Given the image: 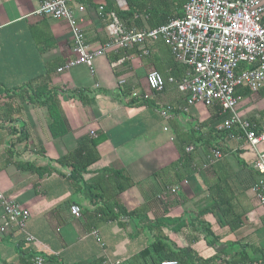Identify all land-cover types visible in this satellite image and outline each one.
Listing matches in <instances>:
<instances>
[{
    "label": "crops",
    "instance_id": "obj_1",
    "mask_svg": "<svg viewBox=\"0 0 264 264\" xmlns=\"http://www.w3.org/2000/svg\"><path fill=\"white\" fill-rule=\"evenodd\" d=\"M40 1L0 0V191L29 211L26 228L37 241L26 243L20 232L10 230L0 237V264H30L32 255L46 257L48 264H154L153 254L145 259L135 257L156 238L168 250L188 249L200 259L215 258L209 264H235L232 257L264 261V204L250 189L258 178L252 167L253 152L242 139L210 133L212 108L197 104L183 112V95L172 85H166L161 93L149 90L147 71L158 67L170 75L168 49L156 41L146 56L133 47L123 49L126 53L116 60L110 57L123 50L96 57L90 68L76 65L58 72L74 58L71 36L64 21L34 13ZM77 3L84 6L81 26L92 48L108 40V19L99 6L128 8L126 0H74L73 6ZM183 3L160 0L154 5L160 11L181 14ZM42 81L56 90L67 123V134L59 138L51 137L46 110L20 96L14 101L21 106L17 118L8 121L10 110L7 117L2 116L7 101L4 90L12 92L28 82L36 85ZM245 89H238L236 111L244 119L257 121L264 114V88L248 95ZM117 90H123V98L113 96ZM130 97L146 102L125 104ZM83 135L100 138V157L81 175L82 181L74 183L69 170L55 159L73 149ZM190 146L193 150L186 152ZM212 147L220 148L222 157L203 168ZM261 148L264 150V144ZM183 149L192 155L188 169H166L178 161ZM16 162L54 169L41 175L25 166L19 168ZM106 168L125 170L133 182L115 199L111 187L94 186L96 176ZM218 182L227 186L222 201L240 215L236 228L219 224L209 211L208 188ZM166 187H176V191L162 194ZM92 192H101L104 198L95 199ZM115 201L125 213L137 210L138 217L126 213L113 220H99L103 216L96 207L112 206ZM71 204L80 207L79 218L69 212ZM205 225L211 235L205 233ZM93 230L98 240L91 235Z\"/></svg>",
    "mask_w": 264,
    "mask_h": 264
},
{
    "label": "built area",
    "instance_id": "obj_2",
    "mask_svg": "<svg viewBox=\"0 0 264 264\" xmlns=\"http://www.w3.org/2000/svg\"><path fill=\"white\" fill-rule=\"evenodd\" d=\"M74 0H41L36 15L62 20L71 36V51L74 58L67 60L57 71L69 70L76 65L91 67L94 59L109 52L139 48L141 56L149 54L145 43L162 40L173 58L185 66L180 81L169 77L168 83L183 95L184 105L180 110L187 112L197 104L205 107L217 105L227 117L217 126L226 131L229 139H242L255 155L252 167L258 175L251 185L255 199L264 204V114L256 122L240 117L237 113L239 96L237 88H247L252 93L264 87V0H184L179 17L152 29L126 27L113 12L105 30L108 40L98 47L86 42L81 23L84 6ZM102 10V6H99ZM242 64L255 65L252 69H239ZM150 91L161 93L165 82L159 72L149 70L145 75ZM121 81L120 83H122ZM166 116V112H162ZM93 135V133H90ZM186 152L193 148L187 147ZM222 157L218 148H212L202 164L206 168ZM176 187H166L174 193ZM162 195H158L161 197ZM1 224L0 237L10 230L22 234L26 243L36 244V239L27 231L30 216L26 208L9 199L0 191ZM75 218L81 216L76 204L69 206ZM91 235L99 239L93 230ZM101 246L103 244L101 243ZM30 264H48L42 255H32ZM160 264H177L174 260H163ZM246 264H264V261H249Z\"/></svg>",
    "mask_w": 264,
    "mask_h": 264
},
{
    "label": "trees",
    "instance_id": "obj_3",
    "mask_svg": "<svg viewBox=\"0 0 264 264\" xmlns=\"http://www.w3.org/2000/svg\"><path fill=\"white\" fill-rule=\"evenodd\" d=\"M84 1V0H80ZM160 1V0H151L147 5L143 1H139L137 3H132L131 0H126L127 2V9H118L112 4H107L106 6L102 7L101 15L104 18L108 19L109 23V13L113 12L116 17L120 20V22L125 25L126 27H135L139 29H152L155 27H158L160 25H163L170 21L171 19H175L179 17L180 13H169L168 11H160L156 8L154 3ZM82 3V2H80ZM77 3V4H80ZM145 3V4H142ZM141 4V5H140ZM73 7V4H71ZM105 25V27H106ZM156 42V41H155ZM157 42H160L164 47H166L169 51V48L163 43L162 40H158ZM150 41H147L145 43L146 47L150 50L152 48V45ZM135 49V48H134ZM127 50L120 51L118 54L113 55L110 57V60H116L118 57L125 54ZM140 52V51H139ZM170 53V51H169ZM172 64L169 66L170 69V75L166 76L162 72V70L158 67L152 68L150 70H155L161 74L163 77V80L165 82L164 89L166 85L170 84L168 83L169 77H172L175 81H180V79L183 77L185 73V66L177 62L173 56L171 55ZM255 65H246L242 64L239 69H252ZM148 72V71H147ZM32 82V81H31ZM31 82H28L26 87L23 89H16V91H20L21 93H17L16 91L9 92L8 90H4L5 93V100H7L4 103L3 108V115L4 118L8 116L7 112L8 110L11 111L10 118H8V121L14 120L17 118L18 113L21 110L20 104L15 103L14 101L17 96H20L19 98H23V100H26L27 102L31 103L34 106H38L41 108H44L48 115V129L51 134L52 138H59L63 135L67 134L68 127L65 120V117L63 116V113L61 111L59 100L57 97L56 90L51 87L49 82L42 81L38 82L36 85H32ZM175 88L174 84H170ZM264 88V87H263ZM163 89V90H164ZM238 89H236V94L238 95ZM245 95H248L252 93L249 89H245ZM87 93V92H85ZM155 93V92H153ZM2 94V93H1ZM87 96V95H86ZM114 97H117L119 99L124 97L123 90H117L114 94ZM239 96V95H238ZM240 98V96H239ZM89 102L93 101V99H88ZM145 99L138 98H128L125 101V104L131 105V106H138L142 103H145ZM11 106H14L15 108L11 109ZM211 109V116H210V133H215L217 136H225L227 137L226 131H218L217 126L227 117V114L222 113L221 109L214 105ZM251 122H256L253 119H250ZM20 140H25L26 137ZM100 138H93L88 135H83L76 139V145L73 149L67 151L65 154L59 156L57 159H55V162L63 168H67L69 170V179L74 182L78 183L82 181L81 175L86 172L87 168L99 160V152L97 151V144L99 142ZM192 142V141H191ZM189 142H186L185 144H188ZM247 146V145H246ZM212 148H218V147H212ZM209 148L208 152L212 149ZM247 149L251 150L249 146H247ZM220 150V148H219ZM221 151V150H220ZM252 151V150H251ZM10 152V150H9ZM185 150L183 149V153L180 154V157L178 161L175 163H172L167 167L166 169L170 168H176L180 166L184 170H187L188 167L191 165L192 162V155L184 153ZM253 161L255 159V155L253 153ZM252 161V164H253ZM18 164V167H26L28 169H31L33 171H36L38 174L43 175L44 173H49L54 168L50 167V165L46 167H38L34 166L31 163L27 162H16ZM213 166V165H210ZM99 185V187H98ZM102 185V186H100ZM133 185V182L131 178L128 176L125 170L119 169V170H113V169H103L101 170V173H99L95 178V188H103L105 187H111L113 191V198L127 190ZM93 186V187H94ZM91 189V188H89ZM227 190V186L223 185V183L218 182L213 187L208 188L210 199L212 200V204L210 206V210L216 217L221 225H228L230 228H236L239 224V217L240 215H235L234 210L231 209V207H227V204L223 202V193L225 195V192ZM217 192H221L218 194ZM91 196H94V198L103 199L104 196L100 192V194L95 195L93 192L91 193ZM114 198V199H115ZM96 211L99 214L103 216L102 219L99 220H113L116 219L120 214H126L124 208L115 201L112 206L109 205H99L96 207ZM137 210H132L127 213L130 217H138ZM230 215H233V218L228 219ZM205 233L207 235H211V230L209 225L204 226ZM150 254H153L155 257L154 264H160L163 260H174L177 264H192V263H198V264H209L212 261L215 260V258L211 259H200L197 257L195 253H192L190 250H176L171 251L166 248L165 243L160 238H156L155 241L150 244L148 247L141 250L135 258L137 259H145ZM189 260V261H187ZM231 260H234L235 264H246L247 258L242 257V259H234L232 257ZM96 263H99L98 261H94ZM102 262V261H100ZM228 264H233L229 262Z\"/></svg>",
    "mask_w": 264,
    "mask_h": 264
},
{
    "label": "rangeland",
    "instance_id": "obj_4",
    "mask_svg": "<svg viewBox=\"0 0 264 264\" xmlns=\"http://www.w3.org/2000/svg\"><path fill=\"white\" fill-rule=\"evenodd\" d=\"M198 106L202 107L203 109H206V107L203 106L202 104H198Z\"/></svg>",
    "mask_w": 264,
    "mask_h": 264
}]
</instances>
